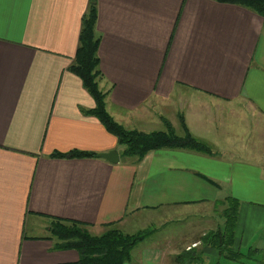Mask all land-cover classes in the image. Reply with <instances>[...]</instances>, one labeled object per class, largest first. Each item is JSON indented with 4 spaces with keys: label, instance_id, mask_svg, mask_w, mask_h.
Segmentation results:
<instances>
[{
    "label": "crops",
    "instance_id": "obj_1",
    "mask_svg": "<svg viewBox=\"0 0 264 264\" xmlns=\"http://www.w3.org/2000/svg\"><path fill=\"white\" fill-rule=\"evenodd\" d=\"M90 1L0 0V264L77 261L75 250L53 248L51 218L90 232L132 219L163 225L212 215L227 195L240 202L236 248L264 249V18L216 0H94L110 115L149 132L164 129L163 119L177 130L183 111L214 152L160 148L139 158L122 155L84 113L95 101L67 69ZM239 109L254 118H225ZM70 150L96 155L51 156ZM111 150L117 162L98 156ZM162 250L144 246L124 264H161Z\"/></svg>",
    "mask_w": 264,
    "mask_h": 264
},
{
    "label": "trees",
    "instance_id": "obj_2",
    "mask_svg": "<svg viewBox=\"0 0 264 264\" xmlns=\"http://www.w3.org/2000/svg\"><path fill=\"white\" fill-rule=\"evenodd\" d=\"M222 3L235 4L247 8L264 18V0H216ZM96 6L90 1L87 11L81 18L78 46L73 62L68 70L77 75L83 87L95 101L91 109L83 110L88 115L95 116L113 134L124 156L143 157L148 152L160 148H186L212 155L214 152L205 142L195 138L188 130L183 116L179 114L182 134L179 135L167 119H163L164 129L145 132L137 129H127L118 123L107 111L105 93L98 86L99 38L95 31ZM93 152L70 150L68 152H52V157L81 158L95 156ZM240 202L231 195L217 199L213 210L219 212L222 222L215 228L202 233L198 238L200 248L196 245L174 255L176 264H203L204 248L215 249L219 256L234 262H244L247 256L239 248H235V229L239 214ZM218 207H222L218 209ZM48 238L53 240L56 250L73 249L78 253L74 262L63 264H124L131 259L134 247L151 235L152 231L139 230L127 233L116 227H109L99 235H92L87 224L72 219L51 218L47 226ZM251 253L260 251L250 246ZM263 250V249H262ZM253 259V258H252ZM255 260V259H254Z\"/></svg>",
    "mask_w": 264,
    "mask_h": 264
},
{
    "label": "rangeland",
    "instance_id": "obj_3",
    "mask_svg": "<svg viewBox=\"0 0 264 264\" xmlns=\"http://www.w3.org/2000/svg\"><path fill=\"white\" fill-rule=\"evenodd\" d=\"M223 111L224 108L221 111L217 110L219 115H223ZM239 111L240 112H237V114L232 115L230 112L225 110L224 116L225 118H254L253 114L250 112H245L243 109H239ZM176 129L177 130L175 131L177 134L182 133L180 126H177ZM251 189V187L247 188L246 190L243 189L244 194L249 195ZM220 208L222 207H218V209ZM198 212L185 213L182 218L173 219L167 224L163 225L158 222L160 221V218L156 219L157 221L151 224H146L140 219H132L131 225L122 228V231L127 233H135L143 229L152 231L150 236L145 238L134 247L132 253H134V255L137 257L139 249L144 246L155 249L165 248V250L161 251L162 255L164 256L162 258L161 264H176L173 259L174 254L168 255V259L166 258L167 251H175L176 253H179L182 250L187 249V247H192L195 244L198 248H200V243L197 240L202 235V233L208 231L209 229L215 228L218 223L222 222V217L220 216L219 212L215 213L212 211V215L211 213H207L204 216H202V213H206V210L201 212V215H197L196 213ZM103 232L91 231L90 233L92 235H99ZM260 232L258 233L259 235ZM253 239H255V236ZM250 246L254 248V245H246L241 248V252H243L245 255L247 254V256L242 258L244 262H234L226 258L224 259L222 256L218 255L217 250L206 247L204 248L203 264H264V249L258 251L257 253L254 252L249 254L251 249Z\"/></svg>",
    "mask_w": 264,
    "mask_h": 264
},
{
    "label": "water",
    "instance_id": "obj_4",
    "mask_svg": "<svg viewBox=\"0 0 264 264\" xmlns=\"http://www.w3.org/2000/svg\"><path fill=\"white\" fill-rule=\"evenodd\" d=\"M98 156L107 159L109 162H117L118 161L117 150H111L109 152H103V153L98 154Z\"/></svg>",
    "mask_w": 264,
    "mask_h": 264
}]
</instances>
